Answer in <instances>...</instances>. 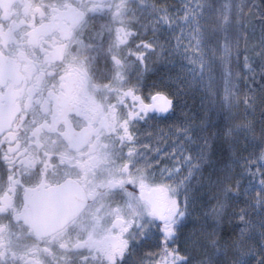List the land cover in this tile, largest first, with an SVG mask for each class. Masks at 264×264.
<instances>
[{
    "label": "flooded vegetation",
    "instance_id": "af4514ba",
    "mask_svg": "<svg viewBox=\"0 0 264 264\" xmlns=\"http://www.w3.org/2000/svg\"><path fill=\"white\" fill-rule=\"evenodd\" d=\"M145 9L0 0V264L188 263L190 204L144 163L176 106Z\"/></svg>",
    "mask_w": 264,
    "mask_h": 264
},
{
    "label": "rangeland",
    "instance_id": "374dc122",
    "mask_svg": "<svg viewBox=\"0 0 264 264\" xmlns=\"http://www.w3.org/2000/svg\"><path fill=\"white\" fill-rule=\"evenodd\" d=\"M145 5L147 25L160 36L162 90L172 85L179 88L178 81L182 73L195 76L203 71L205 61L199 55V50L206 47L208 51H212L218 46L222 50L221 68L223 82L226 84L225 108L228 110L234 106L236 109L243 107L247 111L252 110L246 103L248 89H252L253 84L251 61L256 62L255 59H250V53L264 48V28L261 24L251 23L250 19L254 0H145ZM256 34L260 35V43L255 38ZM256 40L257 43H253ZM247 71L250 73L248 76L245 75ZM208 77L207 88L213 86L214 89L215 77L212 72ZM213 89L207 90L209 100L212 101L208 103L210 108L205 107V113L210 109L212 111L214 107V117L219 114L223 101H215ZM184 95L185 93L176 91L177 97ZM208 116L204 117L206 123ZM172 120L170 126L162 127L160 133L145 143V168L151 177L164 183L178 197L189 201L191 211L188 226H192V231L186 240L192 250H185L184 256L189 259L187 264H209L207 256L199 253L200 249L206 247V234L209 233H206L205 220L198 218L197 209H194L197 203L191 195L195 193L196 186L190 183L194 173L201 176L205 169L204 165L198 166V161L204 162L207 158V153L203 154L204 126L195 123V118L182 98L180 101L176 100ZM244 128L246 129L241 125V129ZM193 147L198 150L191 153ZM254 162L256 165L250 163L249 169L243 174L247 180L244 181L245 187L253 184V187L264 190V157ZM203 188L204 186L197 189L204 193ZM201 221L205 224L199 228ZM196 227V233L201 232V240H195ZM136 230L141 232L143 229L140 227ZM237 256V264H244L248 258V255Z\"/></svg>",
    "mask_w": 264,
    "mask_h": 264
},
{
    "label": "trees",
    "instance_id": "16d2710c",
    "mask_svg": "<svg viewBox=\"0 0 264 264\" xmlns=\"http://www.w3.org/2000/svg\"><path fill=\"white\" fill-rule=\"evenodd\" d=\"M254 4L251 23L261 24L264 28V0H254ZM258 37L260 35L256 34L257 40ZM221 53L218 46L212 51L201 48L199 55L205 61L203 71L195 76L182 73L179 88L172 85L163 91L176 100L184 99L195 123L204 126L203 154L207 153V158L204 162L198 161L199 167L204 165V173L201 176L194 173L190 181L196 186L191 195L197 203L194 209H197L198 218L205 220L206 233H209L206 234L207 245L200 249V255H206L209 264H237V255H248L244 264H264V190L253 184L245 187L247 180L243 176L250 163L256 165L254 160L264 157V48L250 53V59L256 62L249 59L253 84L252 89L247 87L246 103L252 108L248 111L243 107L242 110L234 106L225 108L226 84L223 82ZM211 72L215 81L214 89L213 86L209 89L214 90L215 101H223L219 114L214 117V107L205 113V107L212 101L206 83ZM249 74V71L245 73L246 76ZM177 90L185 95L177 97ZM206 116L208 123L204 122ZM241 125L246 129H241ZM195 150L198 149L193 147L191 153ZM202 186L204 193L197 189ZM202 224L205 223L201 221L199 228ZM197 228L195 240H201Z\"/></svg>",
    "mask_w": 264,
    "mask_h": 264
},
{
    "label": "water",
    "instance_id": "95a60500",
    "mask_svg": "<svg viewBox=\"0 0 264 264\" xmlns=\"http://www.w3.org/2000/svg\"><path fill=\"white\" fill-rule=\"evenodd\" d=\"M152 110H157L159 111V113L161 112L162 115H166L171 111L172 108V101L167 98L165 95L160 94L156 97V101L154 102L153 106H152ZM63 188V186H60L54 190L51 191V193L53 194H59V192L61 191V189ZM153 214V212H152ZM180 262H185L186 258L182 257V256H177Z\"/></svg>",
    "mask_w": 264,
    "mask_h": 264
}]
</instances>
